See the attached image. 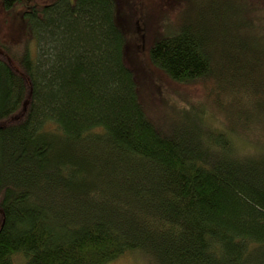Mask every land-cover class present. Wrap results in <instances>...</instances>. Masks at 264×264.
<instances>
[{
    "label": "trees",
    "instance_id": "obj_1",
    "mask_svg": "<svg viewBox=\"0 0 264 264\" xmlns=\"http://www.w3.org/2000/svg\"><path fill=\"white\" fill-rule=\"evenodd\" d=\"M131 1L0 0V264H264V0Z\"/></svg>",
    "mask_w": 264,
    "mask_h": 264
},
{
    "label": "rangeland",
    "instance_id": "obj_2",
    "mask_svg": "<svg viewBox=\"0 0 264 264\" xmlns=\"http://www.w3.org/2000/svg\"><path fill=\"white\" fill-rule=\"evenodd\" d=\"M52 0H14V6L11 8L12 11V20L9 22L7 25L6 24H1L0 25H6L5 28L10 29L13 32V36L15 38L21 36H24V31H26V26L20 21V11H24L25 8L32 6L33 4L35 5H41L43 3H47ZM138 3L134 2L133 0L130 2L133 8H138L139 11L142 9L144 10V13L147 12V14L150 15V19H152L153 15H158L161 13V10L159 6L161 5L160 0H136ZM33 2V3H32ZM162 9V8H161ZM17 11V12H16ZM27 11V10H26ZM131 11V10H128ZM16 12V14H14ZM161 15V14H160ZM157 16V17H160ZM2 12L0 13V20L2 19ZM160 21L158 20L152 27V29L158 25ZM161 27L165 28L166 25L163 24ZM151 29V31H152ZM1 30V27H0ZM151 38V36H150ZM2 39H6L3 38ZM28 44V42H26ZM31 48V53H33L34 46H30ZM146 51L144 52V58L146 59L145 56ZM145 71L147 75L150 76V85L149 87L145 88H150L151 91V98L154 99L152 100V105L149 101L147 103L146 101V106L149 108L150 114L152 115H160L162 113L163 107L175 112L182 110L183 108H186L187 106L193 104L196 102H202L208 100L207 96L208 94H212L213 88L211 87L210 84L208 83H200L197 86H183L180 84H175L168 80L164 75H162L159 71L155 70L152 68L149 64H146ZM257 79L259 78V74H256ZM202 84V85H201ZM147 97H145L146 100ZM159 99V101H157ZM173 107V109L171 108ZM205 108V107H204ZM208 106L205 111H207L206 116V122H208L212 127H220L219 124H221L218 121V115L215 114ZM256 112L261 113L262 116V111L258 109V107L255 108ZM178 112V113H179ZM177 115V114H176ZM165 120L168 122L175 121L176 118L172 117L170 118L167 114ZM219 123V124H218ZM234 124V120H230V126ZM226 132V131H225ZM229 134V132H226ZM258 140L257 138H255ZM238 146L236 147L237 150H248L249 146L248 144L244 143V145H241L240 143L237 144ZM256 149H263L262 145H255ZM144 261L143 256L141 255H134V254H129L125 255L124 257L120 258L119 260L114 261L111 264H142Z\"/></svg>",
    "mask_w": 264,
    "mask_h": 264
}]
</instances>
